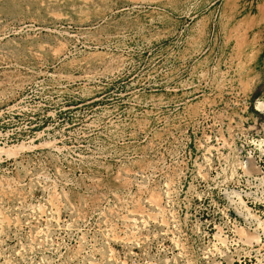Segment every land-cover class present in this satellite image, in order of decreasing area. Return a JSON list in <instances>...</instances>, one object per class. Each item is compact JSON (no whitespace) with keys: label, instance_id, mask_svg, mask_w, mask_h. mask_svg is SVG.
Instances as JSON below:
<instances>
[{"label":"rangeland","instance_id":"374dc122","mask_svg":"<svg viewBox=\"0 0 264 264\" xmlns=\"http://www.w3.org/2000/svg\"><path fill=\"white\" fill-rule=\"evenodd\" d=\"M264 0H0V264H264Z\"/></svg>","mask_w":264,"mask_h":264},{"label":"bare ground","instance_id":"6f19581e","mask_svg":"<svg viewBox=\"0 0 264 264\" xmlns=\"http://www.w3.org/2000/svg\"><path fill=\"white\" fill-rule=\"evenodd\" d=\"M258 109H260V110H264V104H259V105H258Z\"/></svg>","mask_w":264,"mask_h":264}]
</instances>
